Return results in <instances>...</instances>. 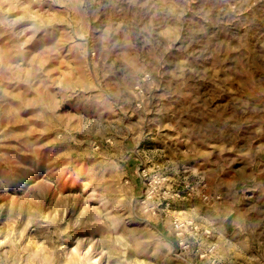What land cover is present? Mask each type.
Wrapping results in <instances>:
<instances>
[{
	"label": "rangeland",
	"instance_id": "1",
	"mask_svg": "<svg viewBox=\"0 0 264 264\" xmlns=\"http://www.w3.org/2000/svg\"><path fill=\"white\" fill-rule=\"evenodd\" d=\"M0 264H264V0H0Z\"/></svg>",
	"mask_w": 264,
	"mask_h": 264
},
{
	"label": "built area",
	"instance_id": "2",
	"mask_svg": "<svg viewBox=\"0 0 264 264\" xmlns=\"http://www.w3.org/2000/svg\"><path fill=\"white\" fill-rule=\"evenodd\" d=\"M177 226V225H176Z\"/></svg>",
	"mask_w": 264,
	"mask_h": 264
}]
</instances>
